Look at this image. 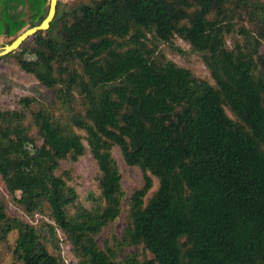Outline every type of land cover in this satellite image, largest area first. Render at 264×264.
<instances>
[{
  "label": "trees",
  "instance_id": "obj_1",
  "mask_svg": "<svg viewBox=\"0 0 264 264\" xmlns=\"http://www.w3.org/2000/svg\"><path fill=\"white\" fill-rule=\"evenodd\" d=\"M48 1L0 0V44ZM176 39L208 79L160 52L181 54ZM262 46L264 0H57L48 29L0 57L50 93L0 110V179L29 219L0 196V243L15 232L22 264H63L62 242L74 264H264ZM115 151L140 175L127 197Z\"/></svg>",
  "mask_w": 264,
  "mask_h": 264
},
{
  "label": "rangeland",
  "instance_id": "obj_2",
  "mask_svg": "<svg viewBox=\"0 0 264 264\" xmlns=\"http://www.w3.org/2000/svg\"><path fill=\"white\" fill-rule=\"evenodd\" d=\"M58 2L59 10H64L70 3L81 2L89 4L91 0H58ZM0 43H2L1 39ZM227 44L229 45V42H227ZM3 45L5 44H0V48ZM173 45L181 51V54L170 50L166 45L159 46L160 52H162L166 59L176 65L191 69L194 75L199 78L208 79V73L205 67L195 55L189 52V47L185 43L176 39L174 40ZM260 51L264 54V46L261 47ZM49 95V91L40 86L31 76L22 73L13 64L0 62V110L14 108L16 102L21 97H32L40 102H47ZM113 156L116 159V164L121 175V187L127 197L133 189L140 186V175L136 169L128 167L124 164L118 152L115 151ZM68 166L69 165L67 164H62V168H66ZM70 166L72 168L73 175L78 179V194L79 196H82L83 193L91 187V178L95 173L94 162L91 160L88 152L86 151L84 156L80 157ZM0 196H2L6 201V212L10 217H15L24 222H29V219L22 213L21 209L12 204L9 200L1 179ZM122 229L123 224L122 219L120 218L115 227L112 229L108 228L100 234L98 237V243L101 244L105 237L110 240L111 234L119 237ZM2 232L6 234V228H2ZM56 235L60 241L63 240V236L60 232L57 231ZM15 237V232L9 231L5 239L0 243V264H22L12 255ZM60 256L63 264L75 263V259L69 251V246L63 242L60 244Z\"/></svg>",
  "mask_w": 264,
  "mask_h": 264
},
{
  "label": "water",
  "instance_id": "obj_3",
  "mask_svg": "<svg viewBox=\"0 0 264 264\" xmlns=\"http://www.w3.org/2000/svg\"><path fill=\"white\" fill-rule=\"evenodd\" d=\"M57 0H49L47 13L44 19L34 27L24 30L21 34H19L13 41H11L8 45H3L0 48V57L9 54L10 52L14 51L24 40L28 37L34 35L37 32L45 31L49 27V23L54 17L55 8H56Z\"/></svg>",
  "mask_w": 264,
  "mask_h": 264
}]
</instances>
